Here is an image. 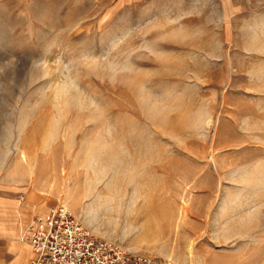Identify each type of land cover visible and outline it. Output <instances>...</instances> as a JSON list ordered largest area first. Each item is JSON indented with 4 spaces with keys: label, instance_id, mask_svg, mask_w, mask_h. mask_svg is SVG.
I'll use <instances>...</instances> for the list:
<instances>
[{
    "label": "rangeland",
    "instance_id": "rangeland-1",
    "mask_svg": "<svg viewBox=\"0 0 264 264\" xmlns=\"http://www.w3.org/2000/svg\"><path fill=\"white\" fill-rule=\"evenodd\" d=\"M153 264H264V0H0V181Z\"/></svg>",
    "mask_w": 264,
    "mask_h": 264
},
{
    "label": "built area",
    "instance_id": "built-area-1",
    "mask_svg": "<svg viewBox=\"0 0 264 264\" xmlns=\"http://www.w3.org/2000/svg\"><path fill=\"white\" fill-rule=\"evenodd\" d=\"M20 241L30 248L29 264H153L144 253L94 236L61 204L33 216Z\"/></svg>",
    "mask_w": 264,
    "mask_h": 264
},
{
    "label": "crops",
    "instance_id": "crops-1",
    "mask_svg": "<svg viewBox=\"0 0 264 264\" xmlns=\"http://www.w3.org/2000/svg\"><path fill=\"white\" fill-rule=\"evenodd\" d=\"M49 201L36 189L0 181V264H29L30 248L20 238L33 216L44 215L52 207Z\"/></svg>",
    "mask_w": 264,
    "mask_h": 264
}]
</instances>
